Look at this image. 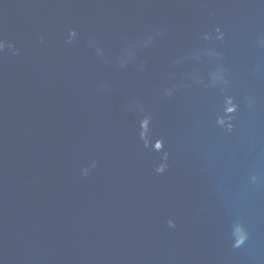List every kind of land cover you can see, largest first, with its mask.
I'll return each instance as SVG.
<instances>
[{"label": "water", "instance_id": "obj_1", "mask_svg": "<svg viewBox=\"0 0 264 264\" xmlns=\"http://www.w3.org/2000/svg\"><path fill=\"white\" fill-rule=\"evenodd\" d=\"M0 45V264H264V0H0Z\"/></svg>", "mask_w": 264, "mask_h": 264}, {"label": "clouds", "instance_id": "obj_2", "mask_svg": "<svg viewBox=\"0 0 264 264\" xmlns=\"http://www.w3.org/2000/svg\"><path fill=\"white\" fill-rule=\"evenodd\" d=\"M0 47H2V45H0ZM240 242H242L241 240H238L237 243L239 244Z\"/></svg>", "mask_w": 264, "mask_h": 264}]
</instances>
